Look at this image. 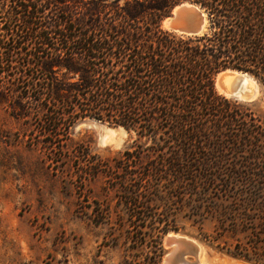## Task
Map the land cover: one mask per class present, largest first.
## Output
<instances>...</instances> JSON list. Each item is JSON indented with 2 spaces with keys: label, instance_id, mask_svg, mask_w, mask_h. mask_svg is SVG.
<instances>
[{
  "label": "trees",
  "instance_id": "16d2710c",
  "mask_svg": "<svg viewBox=\"0 0 264 264\" xmlns=\"http://www.w3.org/2000/svg\"><path fill=\"white\" fill-rule=\"evenodd\" d=\"M183 2L205 13L202 34L161 29ZM0 16V84L21 88L23 115L42 112L39 131L57 153L86 118L137 136L114 167L99 160L80 184L105 175L142 235L176 231L159 209L186 206L234 242L233 257L264 264V112L215 89L231 69L264 96V0H0ZM227 153H248L245 168H229Z\"/></svg>",
  "mask_w": 264,
  "mask_h": 264
},
{
  "label": "rangeland",
  "instance_id": "374dc122",
  "mask_svg": "<svg viewBox=\"0 0 264 264\" xmlns=\"http://www.w3.org/2000/svg\"><path fill=\"white\" fill-rule=\"evenodd\" d=\"M1 17L0 39L6 29ZM64 78L71 81L76 77ZM216 79L217 75L215 83ZM3 81L0 90L6 102L0 104V264H165L172 249L165 245L170 235L196 241L206 250L209 264H250L230 254L234 242L216 238L209 218L201 224L189 218L186 206L173 207L169 212L159 209L164 214L159 216L162 221L173 219L176 231L158 238L132 229L123 206L118 204V193L107 188L105 175H96L83 184L79 177L99 160L114 167L125 151L135 147L136 134L86 118L70 129L65 153H57L56 144H50L39 131L42 112L24 108L27 113L23 115L19 107L24 101L18 97L21 88H8ZM258 93L252 102L226 98L252 103L251 109L259 114L264 112L259 86ZM247 154L233 157L227 153L226 158L232 161L228 167L245 168ZM99 218L102 223L96 222ZM184 257L195 259L191 251Z\"/></svg>",
  "mask_w": 264,
  "mask_h": 264
},
{
  "label": "bare ground",
  "instance_id": "6f19581e",
  "mask_svg": "<svg viewBox=\"0 0 264 264\" xmlns=\"http://www.w3.org/2000/svg\"><path fill=\"white\" fill-rule=\"evenodd\" d=\"M164 29L166 25L164 23ZM215 86L217 90L222 93L225 97H230L237 99L239 101H251L258 96V86L251 76L240 74L235 71H226L217 75ZM232 90L233 92H231ZM168 237H172L175 239H180L182 242L177 245L179 256L180 253H183L182 259L187 264H195L194 260L198 264H209L207 261V252L206 250L198 244L196 241L188 239L187 237H183L180 235H170ZM173 250L176 246L171 245ZM177 250V249H175ZM174 251V250H173ZM191 251L192 255H194V260L191 261L187 257H184L187 252ZM178 255V254H177ZM221 262H219L220 264ZM172 264H181L180 262L172 263ZM222 264V263H221ZM228 264V263H227Z\"/></svg>",
  "mask_w": 264,
  "mask_h": 264
},
{
  "label": "water",
  "instance_id": "95a60500",
  "mask_svg": "<svg viewBox=\"0 0 264 264\" xmlns=\"http://www.w3.org/2000/svg\"><path fill=\"white\" fill-rule=\"evenodd\" d=\"M164 23L167 28L165 30L178 34V35H184V36L200 35L207 28V18H206L205 13L200 9L198 5L191 3V2H183L175 6L170 12V14L166 16L165 18H163L162 23H161L162 27L164 26ZM226 71H235V70L226 69V70L220 71L218 74L222 72H226ZM235 72L248 75L247 73H243L240 71H235ZM230 91L233 92L232 90ZM252 101L253 100L248 101V102H252ZM181 243H184V242H182V240L180 239H175L172 237H167L165 239V245L169 247H171V245L176 246V248L173 249L174 251L171 250L169 254L167 255L165 259V264H172L173 261L174 263L180 262L181 264H187L182 259V255L185 252L180 253V256H179L177 245Z\"/></svg>",
  "mask_w": 264,
  "mask_h": 264
}]
</instances>
